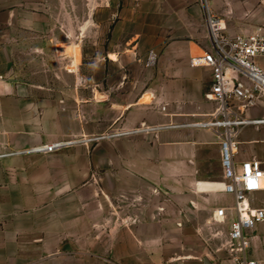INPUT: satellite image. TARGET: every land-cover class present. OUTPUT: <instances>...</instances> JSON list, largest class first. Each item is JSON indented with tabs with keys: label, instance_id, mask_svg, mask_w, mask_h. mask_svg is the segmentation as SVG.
Returning a JSON list of instances; mask_svg holds the SVG:
<instances>
[{
	"label": "crops",
	"instance_id": "0c3cea01",
	"mask_svg": "<svg viewBox=\"0 0 264 264\" xmlns=\"http://www.w3.org/2000/svg\"><path fill=\"white\" fill-rule=\"evenodd\" d=\"M206 3L209 10L218 16L228 15L236 8L241 17L250 14L248 23H238L237 31L253 30L263 20L264 0H211V5L206 0ZM253 3L260 7L259 12H252ZM138 12L142 16V27L132 37L133 45L137 47L140 40L152 36L148 29L154 26L151 23L153 13L149 8ZM158 12L159 39L172 40L189 57L201 53L207 44L201 0H165V5ZM73 45L78 47L77 43L67 39L61 48L69 53ZM70 59L72 62V57ZM209 83L210 70L192 67L188 60L187 64L171 71L164 88L151 86L133 99L112 98L109 120L116 134L110 139L109 153L95 152L93 156L82 150L75 152L72 155H77L81 161L78 170L73 169L60 182H55L54 175L49 173L43 182L38 181L36 173L30 172L28 177L25 160L29 158L22 154L0 157V216L3 210L11 219L18 220V198L35 204L45 199L47 214L54 213L52 216L56 214L55 207L60 208L57 215L62 218V231H50L45 238L35 236L29 246L30 254L34 257L43 254V257L26 264H102L104 257L109 258L112 264H165L162 260L168 252V233L163 211L171 203L166 199L167 195L174 196V206L178 208V215L172 220L176 228H183L188 220L197 223L198 212L205 207L204 201L230 205L231 196L223 192L216 134L207 128L175 125L200 120V113L212 109V102L205 98ZM39 89L33 86H18L16 89L0 79V151L18 149L50 135L49 130H42L39 134L40 129L36 128L39 124L35 122L40 117L38 108L33 110L30 106L28 113V102L35 105L42 101L36 102L35 99ZM168 94L173 97H168ZM145 95H151V98L145 101ZM47 103L48 100L44 105ZM241 143L244 146L240 147ZM239 148L241 152L235 155V159H257L264 173V124L243 127L238 135L237 153ZM93 169L98 172L106 169L111 193H106L103 173L96 177L95 182L87 179ZM186 174L194 176L195 190L189 193V202L185 206L178 197ZM136 176L147 181L151 195L159 198L152 200L149 211L137 196H124V191L130 190L129 181ZM199 182L207 186L200 188ZM24 190L32 194H19ZM88 192L95 193V204L88 202ZM251 199L253 205L264 208V174L261 188L251 195ZM104 212L110 213L109 217ZM31 213L39 215L38 209ZM103 226L106 228L104 233ZM248 240V256L264 264V221L248 232ZM12 241L18 247V254L27 253L19 239ZM209 262L236 264L231 257Z\"/></svg>",
	"mask_w": 264,
	"mask_h": 264
},
{
	"label": "rangeland",
	"instance_id": "374dc122",
	"mask_svg": "<svg viewBox=\"0 0 264 264\" xmlns=\"http://www.w3.org/2000/svg\"><path fill=\"white\" fill-rule=\"evenodd\" d=\"M208 3L211 5V0ZM164 5L165 0H0V79L16 89L18 86L40 88L35 99L36 102L42 101L35 105L28 102V113L30 106L33 110L38 108L40 117L35 123L39 124L36 125L40 129L39 134L42 130L50 131V135L44 134L45 139L33 144L0 151V157L22 154L29 158L25 160L28 177L33 172L37 174L38 181L43 182L49 173L54 175L55 182H60L73 169L78 170L81 161L77 155H72L75 152L82 150L93 156L95 152L109 153L110 139L116 134L109 120L111 99H133L151 86L164 88L171 71L188 63L189 56L181 46L166 38L159 39L158 11ZM143 8H149L156 14H151L154 26L148 29L152 36L140 40L137 47L133 45L132 37L142 27V16L138 11ZM250 9L256 13L260 7L253 3ZM219 17L226 20L227 30L234 33L238 30V23H248L251 15L241 17L236 8L228 15L219 14ZM67 39L78 45L80 53L76 64L61 48ZM256 60L264 67V57ZM208 87L209 84L206 91ZM167 96L173 97L171 94ZM44 100H48L45 105ZM144 100L148 101L149 96ZM249 114L264 115V101H257L249 109ZM199 116L203 118L204 114ZM53 143L63 145L50 152L41 150L43 145ZM240 152L239 148L237 155ZM88 160L93 162L91 158ZM105 172L106 169L101 172L93 169L87 179L95 182L96 177L103 173L104 187L109 194L110 176ZM182 179V192L178 198L186 206L189 193L195 190L194 176L186 174ZM129 182L130 190L124 191V196H137L149 211L152 200H158V196L151 195L148 182L142 177L136 176ZM21 193L23 196L32 194L29 190ZM95 197L93 192L86 195L88 202H93ZM166 199L173 204L169 203L163 211L168 233V252L163 263L204 264V258L216 262L231 257L225 236L227 223L213 217L214 210L220 205L204 201L205 207L199 210L197 223L188 220L183 228H176L172 221L178 215L174 196L167 195ZM36 209L39 215L31 213ZM59 210L56 206V214L52 216L54 213L47 214L45 199L35 204L28 199L27 202L19 201V198L18 220L11 219L2 210L0 264H26L43 257V254L38 257L30 254V243L35 236L45 238L50 231H62V218L57 215ZM105 213L109 217L110 213ZM105 229L103 226V233ZM14 238L24 244L26 254H18V247L12 241ZM102 264L112 262L104 257Z\"/></svg>",
	"mask_w": 264,
	"mask_h": 264
},
{
	"label": "built area",
	"instance_id": "2783aa9c",
	"mask_svg": "<svg viewBox=\"0 0 264 264\" xmlns=\"http://www.w3.org/2000/svg\"><path fill=\"white\" fill-rule=\"evenodd\" d=\"M204 5L207 44L201 53L189 57L192 67L210 70V83L205 98L212 109L204 118L183 122L212 130L220 147L223 192L230 195V205L215 209L214 218L226 221V242L236 264H259L248 256V232L264 221V208L253 205L251 195L261 188V162L251 158L237 161L238 135L243 127L264 124V115L252 116L249 109L264 101V67L256 60L264 57L263 20L253 30L231 33L225 21ZM63 143L45 144L41 150L50 152Z\"/></svg>",
	"mask_w": 264,
	"mask_h": 264
},
{
	"label": "bare ground",
	"instance_id": "6f19581e",
	"mask_svg": "<svg viewBox=\"0 0 264 264\" xmlns=\"http://www.w3.org/2000/svg\"><path fill=\"white\" fill-rule=\"evenodd\" d=\"M69 53H70V55H72L71 57H72V63L73 64H76V62L78 61V58H79V52H78V47L76 46V45H73L72 47H71V49L69 50ZM150 97V95H146L145 97H143V100H144V98H147V97ZM146 101V100H145ZM75 141V140H74ZM216 185V184H215ZM219 185V184H218ZM207 186V184L206 183H204V182H199L198 183V187H200V188H205ZM215 189V188H214ZM213 190V189H212Z\"/></svg>",
	"mask_w": 264,
	"mask_h": 264
},
{
	"label": "water",
	"instance_id": "95a60500",
	"mask_svg": "<svg viewBox=\"0 0 264 264\" xmlns=\"http://www.w3.org/2000/svg\"><path fill=\"white\" fill-rule=\"evenodd\" d=\"M204 264H210V262L207 258H204Z\"/></svg>",
	"mask_w": 264,
	"mask_h": 264
}]
</instances>
